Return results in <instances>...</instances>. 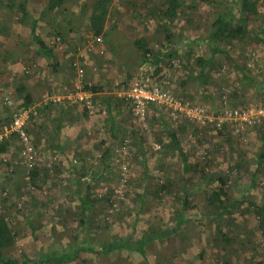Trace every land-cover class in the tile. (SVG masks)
<instances>
[{
	"label": "rangeland",
	"instance_id": "374dc122",
	"mask_svg": "<svg viewBox=\"0 0 264 264\" xmlns=\"http://www.w3.org/2000/svg\"><path fill=\"white\" fill-rule=\"evenodd\" d=\"M21 1L3 0L0 3V29L6 27L5 24L17 21L16 12L11 6L16 7ZM81 1L91 3L92 0H68L69 9L77 7L76 4L79 5ZM167 1L113 0L109 26L112 30L121 28L113 33L108 29L107 33H104L106 37L102 35L103 42L106 38L103 54L93 52L86 55V63L93 66L94 70L83 77V83L94 85L93 78L98 76L106 77L105 80L110 79L113 87L106 90L112 96L111 102H117L123 109L119 112L122 113L121 126L117 125L113 128L115 137L109 134V116L101 111L102 107L94 97L92 98L94 112L92 114L87 112L81 120L78 117L67 118L68 115L64 120H58L55 116L57 106L66 102L72 105L79 104L82 111L84 108L77 99L65 96L64 87L70 93L76 90L77 77L71 66L72 57L66 61V71L63 72L62 69L57 71L45 59H41L42 55L34 53L32 46L28 45L25 57L18 62L20 70L14 71L7 68L9 62L0 45V125L17 109H26L27 129L37 154L32 168L37 171V176L32 177V169L27 170L23 164L19 139L12 134L0 138V142L7 143V150L0 153V212L15 233L14 242L5 253L18 258L20 264H61L54 261L41 262L36 259L41 251L69 248L76 240L95 245L116 239L132 228L136 212H138L135 222L137 234L143 235L154 229L161 230L174 222L177 205L169 194L159 198L152 195L149 190L143 196L145 201L140 207L142 198L137 193L141 192L140 187L145 184L142 178L145 163L148 167L145 169L153 177L149 184L153 185L154 181L157 182L155 177L172 175L174 179L172 189L176 193L181 191L183 180L180 158L175 148L165 145L167 137L164 132L165 129H174L193 120L172 119L168 109L159 106L150 110L147 128H143L133 116L125 92L131 84L150 81L152 66L139 65L137 56L124 50L126 44L122 40H128L127 36L130 35H143L151 47L159 49L166 43L165 31L162 28L163 22L166 21L178 57L173 61H167L160 79L170 90L177 93L181 77L190 74L189 71L193 68L184 58V53L190 50V47H196L194 42L197 41V34L207 28L215 15V6L214 3L202 0H177L175 18L169 21L157 20L154 15L166 7ZM33 2H36L38 9L46 0ZM50 14L52 12L48 10L44 12L42 25L48 35L47 40L60 52L59 45L66 40L54 35L52 29L54 23ZM58 15L52 16L56 23L55 18ZM249 27L252 31H260L264 28V0L257 5L256 12L250 18ZM91 31L90 28H86L81 32L78 43L72 48L75 49V53L93 36ZM115 39L121 41L120 46L123 48L113 52L110 43ZM260 47L250 49L252 52L249 54L248 64L255 70L256 82L260 86L262 82L264 87V45ZM248 48V45H245L239 54L244 55ZM103 65L109 68L102 69ZM221 68V71H224L220 73L217 71L216 74L214 73L215 77L211 79L210 101L202 98L192 80L188 81L185 86L186 93L180 98L189 106H202L208 113L215 112L220 105L238 107L264 104V97L259 96L253 84L233 77V71H228L225 66ZM128 70L134 73L130 78L125 75ZM71 71L74 74V82L69 85L64 84L66 75H72ZM5 74L7 78L3 77ZM21 81L27 84L34 96L33 103L28 107L21 106V97L16 92V87ZM232 92H236L237 95L233 99L234 102L231 101ZM55 94H62L64 98L58 102L49 101V97ZM47 105L53 110H49ZM59 122L63 126L59 127L61 132L57 134L54 127ZM195 123V132L191 133L189 127H184L179 132L188 144L187 147L193 149L195 147L197 150L196 155L201 161L200 167L210 174L227 173L230 182L239 177L248 180L252 169L256 167L255 155L261 148L259 137L261 126L248 127L244 132L245 140H243L239 136L231 134L225 136V133L222 135L213 132L206 125L207 123L202 124L197 121ZM141 134L144 141L140 138ZM55 137L58 138L62 149L52 145ZM181 139L183 141V138ZM152 141L157 143L156 149L151 148ZM108 144L110 150L105 157H102L103 149ZM236 163L241 164L242 168L234 166ZM244 169H247L246 173ZM102 170L107 174L100 178H92ZM81 173L85 175L81 177ZM257 174L258 185L264 188L262 187L264 163ZM76 176L86 181V184L79 189L98 200L93 212L82 225L80 201L76 193L78 189ZM188 188L194 192L193 205H196V210L191 209L189 212L203 213L208 209L204 191L212 189L213 184L207 182L202 173H198L191 175ZM263 195V191L248 190L249 198L254 201L263 199ZM232 197L235 198V195ZM262 216L264 217V212L259 213L251 206L245 214L234 212L232 223L219 220L220 229L230 238V243L218 239L212 221L189 220L175 235L150 241L145 247V257L131 251H113L98 256L79 253L71 264L77 260L76 264H264ZM214 237L217 243L213 246L211 240ZM202 246L210 249L205 258L199 256ZM217 248L218 252H216ZM28 257L32 260L27 261Z\"/></svg>",
	"mask_w": 264,
	"mask_h": 264
},
{
	"label": "trees",
	"instance_id": "16d2710c",
	"mask_svg": "<svg viewBox=\"0 0 264 264\" xmlns=\"http://www.w3.org/2000/svg\"><path fill=\"white\" fill-rule=\"evenodd\" d=\"M3 0H0L2 3ZM68 0H47L46 9L47 10H57L60 9ZM113 0H94L93 8L89 15V28L92 30L93 35H106L103 33V25L109 13L110 5ZM204 2L214 3L215 6V15L212 17L207 28H204L202 32L197 34V41L194 42L195 46L190 47L191 49L187 50L184 53V58L187 60L188 64H191L192 70L189 71L190 74L182 76L178 83V90L175 93L179 98L186 93V84L189 80H192L195 83V89L197 88L198 92L201 94L202 98H205L206 101H210L212 96L210 93V82L213 77H215L216 72L220 73L221 67L225 66L228 71L232 70L233 77L241 79L242 82L251 83L255 86L257 93L262 98L264 97V87L256 82L255 70L248 64L250 60L249 54L251 50L256 49L264 45V28L260 31H252L249 27V21L252 15L256 12V7L262 0H202ZM178 6L177 0H168L166 7L157 12L154 16L157 20L168 19L173 20L176 14V8ZM18 12L20 21H27L30 25V37L31 40L29 43L34 46L39 52L48 59L50 65L54 64L57 61L55 47L52 46L47 39L40 37L36 33L37 28V19L33 18L28 10L25 7L24 2H19L16 8ZM164 21L162 26L165 31V40L166 43L161 45L159 49L151 47L142 36H132L133 45L137 51V62L139 65H151L152 74L151 79H160L162 76V69L164 68L167 61H173L177 59V48L173 44L171 39V34L167 29V25ZM0 29V33H1ZM54 35H59L63 39V32L60 29H55ZM189 41V40H188ZM245 45H248V49L245 50L244 55H240L239 51H242ZM261 48V47H260ZM251 49V50H250ZM104 53V48H102ZM264 56V52H263ZM73 58V57H72ZM171 58V59H168ZM109 68V66L107 67ZM105 68V69H107ZM224 71V70H223ZM221 71V72H223ZM215 73V74H214ZM134 73L126 72V76L130 78V75ZM122 82V81H121ZM123 83V82H122ZM146 83V82H145ZM168 86V85H167ZM84 89L92 92L93 97L94 93L101 90V87L98 85H87L83 86ZM17 93L21 97V106L28 107L33 103V95L27 90L26 85L20 82L17 86ZM233 96V97H232ZM236 92H232L230 98L231 101L236 97ZM92 97V98H93ZM128 99V98H127ZM181 99V98H180ZM129 100V99H128ZM130 102V101H129ZM234 102V101H233ZM109 101L106 102L108 105ZM234 104V103H233ZM131 105V103H130ZM263 105V104H256ZM84 106V105H83ZM223 106L220 105L221 109ZM47 107H50L47 105ZM110 107V106H109ZM151 109L159 107L157 104H151ZM229 107H232L229 105ZM241 107V106H238ZM217 109L215 112H218ZM107 110V107H106ZM83 114H87V109L83 108ZM158 112V111H156ZM12 118L4 121L3 124H8ZM113 121V120H112ZM0 125V131L3 126ZM213 132L216 133H225V136L228 134L239 136L234 133L233 123H224L222 128H217L213 123H207ZM260 133L259 137L261 139V151H258L257 157L255 158L256 167L252 169L249 179L237 178L235 181L230 182L229 175L227 173H207L201 167V161L196 155V149L188 148V144L185 143L184 137L181 136V132L184 127H189L191 133L196 131L195 121L185 122L181 126L178 125L174 129H165V136L167 147H173L176 150L181 162V174H182V184L181 191L176 193L172 186H174V179L172 175H162L161 177L156 178L157 182L154 181L153 185L149 184V181L152 180L150 172L146 166L147 163L143 165L144 171L142 178H144L145 184L141 186V192L137 193L141 198L142 202L140 207L143 205L145 199L143 196L151 190V194L155 197L163 198L166 194H169L171 198L175 199V204L177 205V213L174 218V222L167 228L158 230L154 229L149 233L143 235L136 233L135 222L137 220L136 212L134 217V224L132 228L127 231L124 235L117 237L116 239L104 241L95 245L85 243L81 240L74 241L73 245L69 248L53 249L48 251H41L38 253L36 260L41 262L54 261L61 264H71L73 260L76 259L79 253H90L92 255H107L113 251H131L137 252L142 256H146V245L157 238H167L169 236L175 235L180 228L189 220H210L214 223L218 239L225 243H230V238L220 229L218 224L219 220L232 223L234 220V212L238 214H245L251 206L254 207L257 212H264V197L259 201H254L249 198L248 190H254L255 192L263 191L264 188H261L258 185L257 173L260 171V166L264 162V124L259 125ZM26 125V130L28 132ZM111 137L116 135L113 133L111 126ZM29 133V132H28ZM16 137L15 133H11ZM30 135V134H29ZM142 135V134H141ZM240 137V136H239ZM144 141V137H140ZM183 138V141L182 139ZM32 141V139H31ZM33 143V142H32ZM34 144V143H33ZM105 144V143H104ZM7 150V143L4 141L0 142V153ZM109 144L104 147L102 157H105L109 152ZM237 168L241 169V164H234ZM245 173L247 169H244ZM224 172V171H223ZM200 174L207 182L213 184V188L209 191H204L206 206L208 209H205L203 213H196L194 211L189 212V210H196V205H193L194 202V192L189 190L190 177L193 174ZM105 173L103 170L101 173L93 176L92 178H100ZM85 174L81 173V177ZM31 176H37V171L32 169ZM81 177L76 176L77 190L76 193L79 196L80 201V211H81V225L83 222L87 221L88 216L93 212L95 204L98 202L97 198L91 197L90 194H86L82 188L86 181ZM151 185V186H150ZM264 187V186H262ZM233 193V194H232ZM235 195V198L232 197ZM264 196V195H263ZM154 198V197H151ZM194 207V208H193ZM222 218V219H221ZM261 226L264 227V217L261 219ZM15 233L13 229L9 226L6 218L0 212V264H20L18 258L9 256L5 253V250L9 248L14 242ZM212 245L214 246L216 238L214 237L211 240ZM217 247V244H216ZM210 249L206 246H202L199 252L201 258H205L209 254ZM219 249L217 248L218 252ZM145 259V258H144ZM32 258L28 257L27 261H31ZM24 261V262H27ZM78 261V260H77ZM77 261L74 263L76 264Z\"/></svg>",
	"mask_w": 264,
	"mask_h": 264
},
{
	"label": "built area",
	"instance_id": "2783aa9c",
	"mask_svg": "<svg viewBox=\"0 0 264 264\" xmlns=\"http://www.w3.org/2000/svg\"><path fill=\"white\" fill-rule=\"evenodd\" d=\"M58 39V37H57ZM103 39L100 35H93L86 41L82 48L78 49L73 57L71 66L73 67L77 83L76 90L73 93L65 90L67 98H74L81 102L89 114L94 112L93 94L83 86V77L91 73L94 67L84 62L87 54L97 52L101 54ZM105 65L102 69H105ZM64 94V93H63ZM126 98L131 103L133 116L141 123L143 128H147V120L151 110V104L164 106L168 109V114L172 119L187 118L202 124L213 123L217 128H222L224 123H233V130L245 140L244 132L248 127L264 124V104L263 105H244L241 107L223 106L218 112L208 113L200 105L189 106L186 101L180 99L172 90L168 88L162 80L151 79L147 83L131 84L126 92ZM64 98V95L55 94L49 97V101L58 102ZM27 110L17 109L13 112L12 118L8 124H3L0 131V138L6 134L15 133L21 144V157L27 170L34 168L36 162V148L31 141V137L26 130ZM158 147L155 141H152L151 148ZM264 240V239H263Z\"/></svg>",
	"mask_w": 264,
	"mask_h": 264
},
{
	"label": "crops",
	"instance_id": "0c3cea01",
	"mask_svg": "<svg viewBox=\"0 0 264 264\" xmlns=\"http://www.w3.org/2000/svg\"><path fill=\"white\" fill-rule=\"evenodd\" d=\"M33 1H36V0H22L21 2L25 3V7L28 10L29 14L33 18L37 19L36 33L41 38L45 36L44 39L46 40L48 38V35L44 31V27L42 25L43 20H44V19L42 20V15L47 10L46 9L47 0L44 3V5L38 9H37L36 2H33ZM93 3H94V0H92L91 3H89V2L83 3V1H81L79 3V5L76 4L77 7H73L72 9L71 8L69 9V5L66 2L62 7H60V9H57L54 11L48 10V11L52 12V14H50L49 16L51 18V21L54 23L53 24L54 26L52 28L53 31L55 29H60L63 32L62 37L66 40L63 44H61V45L58 44L59 47L61 48L60 52L55 49L57 61L54 64H52V67L55 70L58 71L59 69H62L63 72L66 71L65 70L66 69L65 67H67L66 61L69 58L71 59V57H73L74 53H75V49L72 50V48L76 46V43H78V41L81 37V32L83 30L85 31L86 28L89 29V15H90V12L93 8ZM9 6H11V3L9 4ZM11 8L14 9V11L16 12L17 6L16 7L11 6ZM111 9H112V6L110 5L108 16H107L105 23L103 25V33H107V30L111 29L109 26V22H111L110 17H109L110 13H111ZM62 14L64 16H61ZM16 15H17V18H16L17 21L16 22L13 21L11 23L5 24V25H7L6 27H4V28L1 27V30H3V31H1V33H0V35H1L0 45L2 46V50H3V53L6 57V60L9 62V66H7V68L9 70L19 71L20 65L18 62L23 60V58L25 57L26 52L28 50V45L32 46V44L29 43V41L31 40L29 23L27 21H20V18H19L20 14L18 12H16ZM53 15H58L55 18L57 23L54 22V19L52 18ZM81 15H85V16H81ZM119 28H121V27L114 28L113 30L111 29V33H113L115 30L118 31ZM2 32H4V33H2ZM44 33H45V35H44ZM132 36L131 35L129 37L127 36L128 40H122V41H125L124 43L126 44V48H124V50L128 51L130 54L134 53L137 56V51H136V49L133 45V42H132ZM139 36H141V35H139ZM118 37H120V34H118ZM107 42H108V40H107ZM120 43H121V41H119L117 39L112 41L110 43L111 51L114 52L117 50H122L121 48H123V47L120 46ZM105 45H106V38H105V42H103L104 51H105ZM32 48L34 49V53H38V54L42 55L39 52V50L34 48V46H32ZM122 55H124V54H122ZM42 57L43 58H41V59H43V60L45 59L46 62H48V59L46 57H44V55H42ZM121 59H123V58H121ZM84 62L85 63L87 62L86 57L84 58ZM5 70H7V69H5ZM35 74H37V72ZM71 74L72 75H70V74L66 75V77L64 79V84L69 85L70 83L72 84V82H74L73 81V78H74L73 75L75 73L73 74L71 71ZM3 77L7 78L6 74ZM58 78H59V76L56 77V79H58ZM105 78L106 77L101 78L99 76L93 78V84L101 87L100 91L94 93V98L98 99L99 104L102 107L101 111H103L104 113L107 114V116H109L108 117V125H109L108 129H109V134L111 136V133H112L111 129H110L111 126H112V129L115 128V126L117 127V125L121 126L122 113L120 114L119 112L123 109H121L120 105L117 102H115V103L111 102L112 96L109 95L110 93L107 92L106 88L112 89L113 85H112V81L110 79L105 80ZM23 84L26 85L27 90L32 93V91H30V89L28 88L27 84L26 83H23ZM16 92H17V87H16ZM33 98H34V96H33ZM107 101H109L108 105L106 104ZM106 107H107V110H106ZM47 108L49 110H53L52 107H50V108L47 107ZM57 108H58L57 110L55 109V112H57V115H55V116L58 118V120H62V119L64 120V118L67 115H68L67 118L70 117V119H71L72 117H78V119L81 120L83 115H84L82 110L80 109L79 104H73L72 105L70 102H66V104L63 103V105H59V106H57ZM47 111L48 110H46V112ZM81 112H82V114H81ZM52 116L54 118V115H52ZM67 124H69V123H67ZM61 125H62V123L59 122L56 125V127H54L55 133L59 134V132H61L59 130V127ZM260 142H262L261 139H260ZM52 145H55L56 147L58 146L59 149H62L59 146V141H58L57 137H55ZM260 151H261V148L259 149V152ZM257 154L255 155V158L257 157Z\"/></svg>",
	"mask_w": 264,
	"mask_h": 264
}]
</instances>
